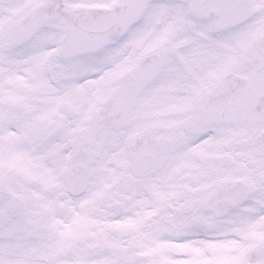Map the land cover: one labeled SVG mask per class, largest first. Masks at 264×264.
Returning a JSON list of instances; mask_svg holds the SVG:
<instances>
[{
  "label": "snow or ice",
  "instance_id": "snow-or-ice-1",
  "mask_svg": "<svg viewBox=\"0 0 264 264\" xmlns=\"http://www.w3.org/2000/svg\"><path fill=\"white\" fill-rule=\"evenodd\" d=\"M0 264H264V0H0Z\"/></svg>",
  "mask_w": 264,
  "mask_h": 264
}]
</instances>
